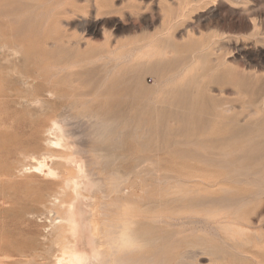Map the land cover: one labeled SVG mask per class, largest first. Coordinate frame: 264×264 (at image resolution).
Listing matches in <instances>:
<instances>
[{
	"label": "rangeland",
	"instance_id": "1",
	"mask_svg": "<svg viewBox=\"0 0 264 264\" xmlns=\"http://www.w3.org/2000/svg\"><path fill=\"white\" fill-rule=\"evenodd\" d=\"M0 14V264H52L51 255L63 239L57 237L61 224L55 217L62 216L60 205L72 198V188H65L62 176L22 169L35 165L32 156L43 152H72L44 143L54 119H66V128L74 132L67 140L78 149L83 146L85 168L103 180L105 188L81 191L96 216L115 215L117 199L130 201L135 214L133 256H150L155 264H264V180L234 176L236 171L245 173L242 168L264 152L254 150L264 136L249 135L244 127L264 117V56H255L250 48L264 51V0H0ZM126 43L136 49L131 61L122 58L127 47L121 45ZM191 76H200L195 88L202 90L207 113L199 122L186 123L185 108L174 105L172 95L162 98ZM26 78L33 85L23 84ZM53 165L64 176L66 171L75 175L62 160L55 159ZM167 171L188 178L199 195H165L157 179ZM209 175L219 184H202L200 179ZM216 202L225 205L223 219H232L238 209L243 236L226 233L207 214ZM97 235L103 241L113 236L101 230Z\"/></svg>",
	"mask_w": 264,
	"mask_h": 264
},
{
	"label": "bare ground",
	"instance_id": "2",
	"mask_svg": "<svg viewBox=\"0 0 264 264\" xmlns=\"http://www.w3.org/2000/svg\"><path fill=\"white\" fill-rule=\"evenodd\" d=\"M152 1V0H151ZM161 1V0H160ZM178 1V0H177ZM251 1V0H250ZM49 2V1H48ZM52 2V1H51ZM155 2V1H154ZM153 2V3H154ZM163 2V1H162ZM168 2V1H167ZM184 2V1H183ZM187 2V1H186ZM189 2V0H188ZM192 2V1H191ZM194 2V1H193ZM192 2V3H193ZM37 3V2H36ZM50 3V2H49ZM157 3V2H156ZM164 4L166 2H163ZM190 3V5L192 4ZM236 3V2H235ZM240 3V2H239ZM45 4H48V3H45ZM57 4V3H55ZM152 4V3H151ZM174 4V3H173ZM178 4V3H177ZM257 4V3H256ZM15 5V4H14ZM167 5V4H166ZM184 5H188V4H184ZM9 6V4L7 5ZM38 6V5H37ZM41 6V5H40ZM39 6V7H40ZM60 6V5H59ZM149 7V4L147 5ZM178 6V5H177ZM181 6V5H180ZM10 7V6H9ZM38 7V8H39ZM158 7V6H157ZM161 7V5H160ZM186 7V6H184ZM248 7V6H247ZM256 7V6H255ZM21 8V7H20ZM162 9L164 7H161ZM160 8V9H161ZM62 9V8H61ZM68 9V8H67ZM139 9V8H138ZM150 9V8H149ZM263 9V8H262ZM4 10V9H3ZM8 10V9H7ZM17 9H15L16 11ZM54 10V9H53ZM64 10V9H63ZM112 10V9H111ZM144 10V9H143ZM168 10V9H166ZM186 10V8L184 9ZM251 10V9H250ZM2 11V10H1ZM33 11V10H32ZM52 11V10H51ZM102 11H106V10H102ZM109 11V10H108ZM145 11V10H144ZM152 11V10H151ZM253 11V10H252ZM14 12V11H13ZM48 12V11H47ZM62 12V11H61ZM116 12V11H115ZM167 12V11H166ZM169 12V11H168ZM182 13V11H180ZM209 12V11H208ZM216 12V11H215ZM249 12V11H248ZM6 13V12H4ZM3 13V14H4ZM27 13V12H26ZM51 13V12H50ZM66 13V12H65ZM143 13V12H142ZM165 13V12H164ZM180 13V14H181ZM212 13V12H211ZM2 14V15H3ZM7 14V13H6ZM24 14V13H23ZM22 14V15H23ZM43 14V13H42ZM41 14V15H42ZM174 14V13H173ZM238 14V13H237ZM262 14V13H261ZM1 15V14H0ZM21 15V14H20ZM47 15V14H46ZM209 15V13H208ZM255 15V14H254ZM45 16V14L43 15ZM110 16V15H109ZM163 16H166V14H164ZM162 16V17H163ZM211 16V15H210ZM217 16V15H216ZM215 16V17H216ZM253 16V15H252ZM263 16V15H262ZM10 17V16H8ZM15 17V16H14ZM212 17V16H211ZM7 18V16H6ZM20 18V17H19ZM98 18V17H97ZM96 18V19H97ZM257 18H260L259 16ZM208 19V18H207ZM217 19V18H216ZM238 19V18H237ZM9 20V18H8ZM94 20V19H93ZM92 20V22H93ZM181 20V18H180ZM209 20V19H208ZM249 20V19H248ZM263 20V19H261ZM95 21V20H94ZM130 21V20H129ZM206 21V20H205ZM210 21V20H209ZM214 21V20H213ZM218 21V20H217ZM221 21V20H220ZM238 21V20H237ZM257 21V20H256ZM48 22V21H47ZM91 22V21H90ZM224 22V21H223ZM34 23H37L36 21ZM59 23V22H58ZM63 23V22H62ZM94 23V22H93ZM92 23V24H93ZM176 23H177V20H176ZM238 23V22H237ZM257 23V22H256ZM259 23V22H258ZM257 23V24H258ZM38 24V23H37ZM61 24V21L59 23V25ZM87 24V23H86ZM132 24V23H131ZM151 24V22L149 23ZM215 24V23H214ZM34 25V24H32ZM44 25V23H43ZM88 25V24H87ZM148 25V24H147ZM247 25V24H246ZM50 26V24L48 25ZM94 26V25H93ZM148 26H151V25H148ZM153 26V25H152ZM160 26V25H159ZM263 26V25H262ZM62 27H63V24H62ZM89 27V26H88ZM136 27V26H135ZM147 27V26H146ZM211 27V26H210ZM209 27V29H210ZM214 27V26H213ZM220 27V25H219ZM42 28V27H41ZM50 28V27H49ZM94 28V27H93ZM101 28V27H100ZM166 28V27H165ZM164 28V29H165ZM215 28V27H214ZM99 29V28H98ZM169 29V28H168ZM172 29V28H171ZM218 29V27H217ZM40 30V29H39ZM166 30V29H165ZM259 30V29H258ZM42 31V30H41ZM40 31V32H41ZM99 31V30H98ZM163 31V30H162ZM171 31V30H170ZM211 31V29H210ZM218 31V30H217ZM254 31V30H253ZM167 31H165L166 33ZM169 32V30H168ZM23 34H26V32H22ZM36 33V32H35ZM165 33L163 34L164 38H165ZM220 33V32H219ZM223 33V32H222ZM250 33V32H249ZM188 35V33H186ZM216 34V33H215ZM225 34V33H224ZM248 34V33H247ZM18 35V33H17ZM16 35V37H18ZM36 35V34H34ZM66 35V34H65ZM160 35V34H159ZM233 35V34H232ZM22 36V35H21ZM157 36V35H156ZM171 36V35H169ZM168 36V37H169ZM181 36V35H180ZM204 36V35H203ZM201 36V37H203ZM229 37V35H227ZM234 36V35H233ZM232 36V37H233ZM245 36V35H244ZM159 37V36H158ZM161 37V36H160ZM167 37V36H166ZM226 37V36H224ZM223 37V38H224ZM227 37V38H228ZM231 37V36H230ZM235 37V36H234ZM257 37V36H256ZM43 38V37H41ZM153 38V37H152ZM183 38V37H182ZM181 38V39H182ZM237 38V37H235ZM239 38V37H238ZM38 39V38H37ZM157 39V38H156ZM155 41H158L156 40ZM168 39V38H166ZM206 39V37H205ZM208 39V37H207ZM216 39V38H215ZM256 39V38H255ZM263 39V38H262ZM130 40V39H129ZM147 40V39H146ZM184 40V39H182ZM202 40V39H201ZM200 40V41H201ZM224 40V39H223ZM244 40V38H243ZM39 41V40H38ZM38 41L36 40L34 43H38ZM43 42V39L41 40ZM144 41V40H142ZM152 41V40H151ZM155 41H153L154 43H156ZM162 41H163V38H162ZM225 41L227 42V40L225 39ZM233 41V40H232ZM240 41V39H239ZM251 41V40H250ZM117 42V41H116ZM141 42V41H140ZM148 42V40H147ZM165 43H167L166 41H164ZM184 42V41H183ZM257 42V41H256ZM33 43V44H34ZM78 43V41H77ZM80 43V42H79ZM149 43V42H148ZM158 43V42H157ZM156 43V44H157ZM164 43V44H165ZM197 43V41L195 42ZM202 43V41H201ZM225 43V42H224ZM248 43V42H247ZM264 43V41H263ZM132 44V43H131ZM130 43H126L124 45H121L122 47H127V52L125 54H123L122 58H129L131 56V51H133L132 47L128 48V45H131ZM135 44H138L135 43ZM163 44V45H164ZM184 43H182L183 45ZM188 44V42H187ZM214 44V43H213ZM255 44V42H254ZM39 45V44H37ZM142 45H143V42H142ZM144 45H148L147 43L144 44ZM155 45V44H154ZM212 45V44H211ZM216 45V44H215ZM214 45V46H215ZM227 45V43H226ZM236 45V44H235ZM234 45V46H235ZM239 45V44H238ZM245 45V44H244ZM6 46V45H4ZM33 46V45H31ZM36 46V45H35ZM34 46V47H35ZM141 46V45H140ZM156 46V45H155ZM165 46V45H164ZM250 46V45H248ZM33 47V49H34ZM42 47V46H41ZM146 47V46H145ZM158 47H161V45H159ZM163 47V46H162ZM210 47V46H209ZM39 48V47H38ZM44 48V47H43ZM138 48V47H137ZM206 48V47H205ZM208 48V46H207ZM237 48V47H236ZM247 48V47H246ZM245 48V49H246ZM251 48V51L253 54H255V56L257 55H261V56H264V51H261L259 50V48L257 47H252L250 46ZM17 49V48H16ZM123 49V48H122ZM140 49V48H139ZM138 49V50H139ZM142 49V48H141ZM162 48H160L161 50ZM5 50V49H4ZM8 50V49H6ZM18 50V49H17ZM41 50V49H39ZM106 50V49H104ZM116 50V49H115ZM135 50L134 49V53H135ZM159 50V49H158ZM220 50V48H219ZM3 51V50H2ZM1 51V52H2ZM13 51V50H12ZM108 51V49H107ZM202 51V50H201ZM227 51V50H226ZM242 51V50H241ZM0 52V53H1ZM106 52V51H105ZM115 52V51H114ZM199 52V51H198ZM237 52V50H236ZM240 52V50L238 51ZM14 53V52H13ZM11 53V54H13ZM20 53V52H18ZM133 53V54H134ZM235 53V52H234ZM248 53V52H247ZM8 54V53H7ZM241 54V53H240ZM3 55V54H2ZM114 55V53H113ZM194 55V54H193ZM20 56V54H19ZM214 56V55H213ZM254 56V57H255ZM18 57V56H17ZM215 57V56H214ZM232 57V56H231ZM235 57V56H234ZM242 57V56H241ZM249 57V56H248ZM104 57H102L103 59ZM108 58V57H107ZM131 58L130 61H131ZM233 58V57H232ZM231 58V59H232ZM238 58V57H237ZM244 58V57H243ZM242 58V59H243ZM247 58V57H246ZM257 58V57H256ZM7 59V58H6ZM106 59V58H105ZM109 59V58H108ZM128 59V60H129ZM234 59V58H233ZM240 59V58H239ZM237 59V60H239ZM250 59V58H249ZM98 60H100V58H98ZM118 60V59H116ZM114 59V61H116ZM121 60V59H120ZM128 60H125L126 62ZM224 60V59H223ZM228 60V59H227ZM236 60V59H235ZM241 60V59H240ZM245 60V59H243ZM28 61V58H26L25 62ZM88 61V60H87ZM86 61V62H87ZM91 61V60H89ZM102 61V60H101ZM215 61V60H214ZM257 61V60H256ZM83 62V61H82ZM82 62H79L80 64ZM113 62V61H111ZM123 62V61H122ZM147 62V61H146ZM244 62V61H242ZM94 63V62H93ZM107 64V61L105 62ZM109 63V61H108ZM125 63V62H123ZM142 63V62H141ZM258 63V61H257ZM83 64V63H82ZM92 64V63H91ZM105 64V65H106ZM119 64V62L117 63V65ZM121 64V63H120ZM119 64V65H120ZM127 64H129L127 62ZM140 64V63H138ZM143 64V63H142ZM148 64V63H147ZM155 63H153L154 65ZM227 64V62L225 61V65ZM260 64V63H259ZM75 65V64H74ZM116 65V64H115ZM115 65H114V68H115ZM116 65V66H117ZM146 65V64H145ZM144 65V67H145ZM150 65V64H149ZM152 65V66H153ZM158 65H159V62H158ZM223 65V64H222ZM103 66V65H102ZM155 66V65H154ZM169 66V65H168ZM259 66H262V65H259ZM264 66V65H263ZM28 67V66H27ZM53 68H57L56 66H52ZM107 67V66H106ZM221 67V66H220ZM219 67V68H220ZM102 68V67H101ZM152 68V67H151ZM149 68V69H151ZM184 68V67H183ZM218 68V69H219ZM63 69V68H61ZM111 69V68H110ZM117 69V67L115 68ZM131 69V68H130ZM144 69V68H143ZM142 69V70H143ZM146 69V68H145ZM157 71V68H155ZM159 69V68H158ZM228 69V68H227ZM139 70V69H138ZM137 70V71H138ZM147 70V69H146ZM182 70V69H181ZM10 71V70H9ZM149 71V70H148ZM154 71V72H155ZM179 71V70H178ZM214 72H217V70H213ZM36 72V70H35ZM56 72V70H55ZM110 73V71H108ZM136 72V71H134ZM133 72V73H134ZM206 72V71H205ZM59 73V72H58ZM115 73V72H114ZM131 73V72H130ZM209 73V72H208ZM212 73V71H211ZM129 74V73H128ZM127 74V75H128ZM157 74V73H156ZM155 74V75H156ZM204 74V72H203ZM20 75V74H19ZM53 75V74H52ZM57 75V74H56ZM178 75V74H177ZM202 75V74H201ZM208 75V74H206ZM210 75V73H209ZM257 75V74H256ZM53 77V76H52ZM75 77V76H73ZM108 77V76H107ZM106 77V78H107ZM208 77V76H207ZM212 76L210 75V78ZM200 78L197 77V76H191L189 77L185 83H183L182 85L180 84V86L178 88H175L174 90L172 89H168L164 92V97L162 99H164L166 101V98L165 96H168V95H172V97L175 99L174 101V105L176 106H182L183 108H185L186 112H187V115H185V117L183 118V121L188 123V122H199L201 120V117L202 115L206 114L207 113V109L205 108V105L203 104L202 102V90L201 89H198V88H195L196 87V82L198 81V79ZM24 79V78H22ZM26 78L25 81H22L23 84H27V87H28V84H31L33 85V82H29L30 80ZM105 79V78H104ZM174 79V78H173ZM203 79V78H202ZM207 80H209L208 78H205ZM108 80V79H107ZM125 80V79H124ZM21 81V80H19ZM104 81V80H103ZM113 81V80H112ZM123 81V80H121ZM164 81V80H163ZM163 81H162V84H163ZM166 82H168L169 80L168 79H165ZM200 82V81H199ZM205 82V81H204ZM208 82V81H206ZM102 83V82H101ZM100 83V85H101ZM106 83V81H105ZM157 83V82H156ZM202 83V82H201ZM21 84V83H20ZM161 83H159L160 85ZM205 84V83H204ZM203 84V85H204ZM16 85V84H15ZM210 85V83H209ZM214 85V84H213ZM234 85V84H233ZM113 86V85H112ZM116 86V85H115ZM217 86V85H216ZM81 87H83L81 85ZM103 87H104V84H103ZM154 87V86H153ZM159 87V86H158ZM204 87V86H203ZM202 87V88H203ZM228 87V86H226ZM225 87V88H226ZM207 88V87H205ZM214 88V87H213ZM154 89V88H153ZM157 89V88H156ZM229 89V88H228ZM96 90V89H95ZM163 91V89H161ZM160 90V91H161ZM204 90V89H203ZM226 90V89H225ZM101 91V90H100ZM156 91V90H155ZM159 91V90H157ZM228 92V90H226ZM223 92V91H222ZM226 92V93H227ZM49 94H51V96L55 97L54 96V93L52 91H49L48 92ZM153 93V92H152ZM156 93V92H155ZM206 93V92H205ZM208 93V92H207ZM46 95V94H45ZM97 95V94H95ZM99 95V94H98ZM154 95V93L152 94ZM204 95V94H203ZM217 95V94H216ZM229 95V94H228ZM244 95V94H243ZM189 96H192L190 99H189ZM220 96V95H219ZM223 96V95H222ZM225 96V95H224ZM223 96V97H224ZM170 97V98H172ZM46 98V97H45ZM64 98V97H63ZM95 98V97H94ZM100 98V97H99ZM149 98V97H148ZM147 98V99H148ZM151 98V97H150ZM187 98V99H186ZM214 98V97H213ZM219 98V97H218ZM222 98V97H221ZM264 98V97H263ZM21 99V98H20ZM40 99V98H38ZM55 99V98H54ZM93 99V98H91ZM145 99V100H147ZM153 99V98H152ZM169 99V96L167 98V100ZM182 99V100H181ZM216 99V98H214ZM24 100V99H23ZM22 100V101H23ZM36 100V99H35ZM171 100V99H170ZM38 101V100H37ZM164 101V102H165ZM183 101V102H181ZM260 101V100H259ZM32 102V101H31ZM95 102V101H94ZM146 102V101H145ZM35 103V102H34ZM87 103V102H86ZM85 103V104H86ZM152 103V102H151ZM261 103V101H260ZM259 104V102H258ZM264 104V102H263ZM33 105V104H32ZM70 105V104H69ZM154 105V104H153ZM157 105V104H156ZM166 105V103H165ZM184 105V106H183ZM260 106H262L261 104H259ZM169 106V104H168ZM140 107V105H139ZM166 107V106H164ZM170 107V106H169ZM264 107V106H263ZM157 108V106H156ZM162 108V107H161ZM167 108V107H166ZM242 108V107H241ZM63 109V108H62ZM80 109V108H79ZM231 109V108H230ZM230 109H227L230 111ZM233 109V108H232ZM260 108H257L256 110H258ZM262 109V108H261ZM156 110V109H155ZM242 110V109H241ZM63 111V110H62ZM259 112V110H258ZM63 113V112H61ZM237 113V112H236ZM235 113V114H236ZM262 113V112H261ZM260 113V114H261ZM238 114V113H237ZM60 115V114H59ZM62 115V114H61ZM239 115V114H238ZM236 116V115H235ZM241 116V115H240ZM58 117V116H57ZM64 117H67V116H64ZM63 117V118H64ZM213 117V116H212ZM69 118V117H68ZM209 118V117H208ZM217 117L214 116L213 119H216ZM237 118V117H235ZM157 119V117H156ZM197 119V120H195ZM231 119V118H230ZM234 119V118H233ZM66 120V119H65ZM65 120H51V125L46 129L47 131V134L49 135L48 138H46V140L44 141V143L48 146H52V147H56V148H59L62 150H65V151H68V150H72V152L68 155H63V156H56V155H52V154H49V153H45L40 156V157H35V156H32L31 159H35L36 160V164L35 165H32V167H28V165H25L23 166V170L24 171H30V170H34V171H39V172H42L44 173L47 177H55V178H59V177H64L63 178V182H64V186H66L65 188H72V191H73V196L70 200L68 201H64L62 202V204L60 205L62 208H63V214L62 216H59V217H55L58 221L59 224H61V226L57 229V237H63V239L60 241H57L56 242H60V244H58L57 246L59 247L57 249V252L56 253H53L51 256H53V261H52V264H139L140 261H142L143 259V262L144 264H155L154 262H151L152 260V257L150 256H142V255H136V256H133L132 253L135 249V246H132V244L134 243V240L135 237H132V234H133V229H132V225L135 223V214L133 212V207L130 203V201L128 199H125L123 202L121 199H117V201H115L116 203L114 204V207H115V215L113 216H109V214H106V213H103V215L100 217H97L96 216V213H95V210L94 209V206L93 204L91 205L89 202H85L83 200V197H86L84 196L82 193L85 192L86 189H89L91 187L92 190L96 187V189H98L99 186L104 187L101 185V183L103 182H100V180H102L100 178H97L96 177H93V172L90 170V169H86L85 167L87 166V162L86 160H84V157L82 155V151H81V147L83 146H80V149H78L79 147L78 146H74L73 145V142H69V139L67 140V138L73 136L70 132H72L71 130H68L66 128V124L64 123ZM68 120V119H67ZM74 119L72 118V121ZM100 120V119H99ZM195 120V121H194ZM209 120V119H208ZM207 120V121H208ZM212 120V119H211ZM129 121V120H128ZM71 122V121H69ZM202 122V121H201ZM215 122V121H213ZM239 122V121H238ZM245 122V121H243ZM200 124V123H199ZM84 125V124H83ZM214 125V124H213ZM234 125V124H233ZM236 125V124H235ZM241 125V124H240ZM81 126V125H80ZM207 126V125H206ZM76 127V126H75ZM198 127V126H197ZM210 127V126H209ZM208 127V128H209ZM246 127V133H248L249 135L251 133H253V135L257 136V135H260V136H264V117L259 120V121H256L255 123H249L247 126H244ZM195 125L192 124V127L191 129H195ZM205 129V126L202 127V129ZM213 128V127H212ZM71 129V128H70ZM80 129V128H79ZM104 129V128H103ZM223 129V128H222ZM244 129V130H245ZM78 130V129H77ZM85 130V128H84ZM69 131V132H68ZM83 132V131H82ZM81 132V133H82ZM46 133V132H45ZM74 133V132H72ZM71 134V135H70ZM185 134V133H184ZM191 134V133H190ZM189 134V135H190ZM199 134V133H198ZM82 135V134H81ZM189 135H187L189 137ZM84 136V135H83ZM193 136V135H192ZM217 136V134H216ZM195 138V137H194ZM250 138V137H249ZM252 138V137H251ZM257 138V137H255ZM82 140V139H81ZM85 140V139H84ZM250 140V139H249ZM82 143V142H81ZM83 145V144H82ZM117 148V147H116ZM264 150V139H260V141L257 143V146L254 150ZM116 150V149H115ZM69 152V151H68ZM85 152V150H84ZM83 152V153H84ZM64 153V152H63ZM87 153V152H86ZM224 154V153H223ZM85 155V154H84ZM245 155V154H244ZM225 156V155H224ZM229 156V155H228ZM239 156V155H237ZM25 157V156H24ZM249 158V157H248ZM258 158V157H257ZM55 159H59V160H62L64 161V163L68 166H70L74 171H75V175H69L68 176V172L66 171V175L67 176H64V174H61V172L56 168L54 167V160ZM86 159H89V158H86ZM91 160V159H90ZM247 161V160H246ZM250 162V161H249ZM91 163V162H90ZM209 163V162H208ZM212 163V162H211ZM93 164V162L91 163ZM254 164V165H253ZM252 165H248V166H245L244 169L245 170V173H239L236 171V175L234 176H237L238 175H242V174H251L255 177H257L259 180H264V152H262L260 154V157L254 161ZM153 165V164H152ZM166 167V166H165ZM186 168H188L187 166H185ZM32 168V169H31ZM190 168V169H189ZM188 169L186 170H192V171H196L192 169V167H189ZM66 169V168H64ZM143 169V168H142ZM180 169V168H179ZM179 169L177 172H179ZM185 170V169H184ZM183 170V171H184ZM185 170V171H186ZM22 171V170H21ZM133 171V170H132ZM181 171V170H180ZM198 171H201V170H198ZM23 172V171H22ZM234 172V171H233ZM21 173V172H20ZM159 173V172H158ZM162 173V172H161ZM200 173V172H199ZM201 173H204L201 172ZM206 173V171H205ZM157 174V173H156ZM184 174V173H183ZM182 174V175H183ZM210 174V173H209ZM222 174V173H221ZM95 176V175H94ZM189 176V175H187ZM223 175H221L222 177ZM190 177V176H189ZM207 177V176H206ZM116 178V177H115ZM192 178V176H191ZM190 178V179H191ZM205 178V177H204ZM213 176L212 175H209L206 180H201V183L202 184H205L206 186L208 187H213L217 184H219L218 181H215L214 179H212ZM227 177H225L223 180H226ZM249 178V177H248ZM62 179V178H61ZM188 178H182L181 177V174L180 175H177V174H173L172 172H164L162 175L159 176V178L157 179L158 182L160 184H163L164 185V188H163V191H164V194L165 195H168V194H172L175 193H182L184 195V197H188L189 195L190 196H196V195H199V191L198 190H195V189H192L193 185L190 184V180H186ZM194 180V178H192ZM126 180V179H125ZM239 181V179H237ZM235 180V181H237ZM103 181V180H102ZM237 181V182H238ZM198 182V181H197ZM192 183V182H191ZM120 184V183H119ZM159 184V185H160ZM193 184H195L193 182ZM225 184V183H224ZM118 185V184H117ZM63 186V188H64ZM115 187V184L113 185ZM122 186H120V189L122 190L121 188ZM221 187V186H220ZM70 188V189H71ZM105 188V187H104ZM103 188V189H104ZM116 188V187H115ZM199 188V187H198ZM61 189V188H60ZM100 189V188H99ZM114 189V188H113ZM117 189L120 190L117 186ZM120 190V191H121ZM126 190V189H125ZM173 190V191H172ZM66 191H68L66 189ZM83 191V192H81ZM91 192V190H89ZM117 191V190H116ZM137 191V190H136ZM148 190L145 189L144 192H147ZM204 191V190H203ZM225 191V190H223ZM227 191V190H226ZM70 192V190H69ZM97 193V190L95 191ZM94 191L92 193H95ZM99 192V191H98ZM105 192V191H104ZM104 192L102 194H104ZM107 192V190H106ZM128 192V191H127ZM86 193V192H85ZM90 193V194H92ZM117 193V192H116ZM226 193V192H225ZM251 193V192H250ZM57 194V193H56ZM62 194V193H61ZM126 194V193H125ZM211 194V193H210ZM255 195V194H254ZM257 195V194H256ZM260 195V194H258ZM57 197V196H56ZM61 197V196H60ZM65 197V196H64ZM63 197V198H64ZM89 197V196H88ZM92 197H93V194H92ZM254 197V196H253ZM257 197V196H256ZM102 198H107V197H104L102 195ZM249 198V196H248ZM55 199V198H54ZM60 199V198H59ZM89 199V198H87ZM174 199V198H173ZM184 199V198H183ZM258 199V198H256ZM91 201V200H90ZM175 201V200H174ZM181 201V200H180ZM92 202V201H91ZM226 201H224L225 203ZM96 203V202H95ZM251 202H249L250 204ZM54 206V205H53ZM93 206V207H92ZM204 206V205H203ZM232 206V205H231ZM99 207V206H98ZM106 207V206H105ZM190 208L192 207L191 205L189 206ZM198 207V206H197ZM230 207V205H229ZM61 208V209H62ZM204 208V207H203ZM223 208H225V205H223V203L221 204H217L214 203L212 205L211 208H209L206 212L208 215H210L211 217L214 218V220L216 221V223L219 225H217L218 227L222 226L223 230L226 232V233H237L239 234L240 236H243V232H242V229L238 227V225L241 223V220H240V223L238 224L237 220H238V216H237V212H238V209H236V211H234L232 213V219L230 220H227V219H223V216H222V211H223ZM100 209V208H99ZM227 209V207H226ZM241 209V208H240ZM99 213V212H98ZM182 213V212H180ZM184 214V213H182ZM186 214V213H185ZM101 215V214H100ZM187 215V214H186ZM192 217V216H191ZM172 219V218H171ZM162 221H164L163 219H161ZM160 220V222H161ZM169 220V219H168ZM178 221V220H177ZM198 221V220H197ZM204 221V220H203ZM207 221V220H206ZM52 222V221H51ZM158 222V220L156 221ZM165 222V221H164ZM186 222V221H185ZM190 222V221H189ZM54 223V222H53ZM183 223V222H182ZM181 223V224H182ZM190 223H193V221H191ZM100 224L102 225V227L104 229H101L100 227ZM179 224V223H178ZM184 224V223H183ZM188 224V223H186ZM53 225V224H52ZM170 225V224H169ZM206 225V224H205ZM213 225V223L211 224ZM245 225V224H244ZM57 226V225H55ZM185 226V224H184ZM193 225H189V227H191ZM212 227V226H211ZM214 227V225H213ZM212 227V228H213ZM215 228V227H214ZM236 228V229H234ZM188 229V227L186 228ZM195 229V228H194ZM204 229V228H203ZM101 230V233L102 235L103 234H113L112 238H108L106 240H102L100 236H98V232ZM189 230V229H188ZM215 230V229H214ZM217 230V229H216ZM215 230V232H216ZM182 231V230H181ZM194 231V230H193ZM247 230H245L244 232H246ZM184 232V231H183ZM217 233V232H216ZM115 234V235H114ZM176 234V233H175ZM178 234V233H177ZM101 235V236H102ZM218 235V234H217ZM107 236V235H106ZM117 236L119 238H117ZM173 236V235H172ZM219 236V235H218ZM232 237V236H230ZM147 239V238H146ZM149 239V238H148ZM151 239V238H150ZM54 241V240H53ZM147 241V240H146ZM149 241V240H148ZM154 241V240H153ZM55 242V243H56ZM53 243V242H52ZM54 243V244H55ZM108 244L109 247L108 248H104L103 245L104 244ZM53 244V245H54ZM226 244V243H225ZM56 245V244H55ZM53 247V246H52ZM106 247V246H105ZM183 248V247H182ZM197 251V250H196ZM234 251V250H233ZM51 252V251H50ZM191 253V252H190ZM194 253V252H193ZM48 254V253H47ZM183 255V254H182ZM186 254H184V258L186 259ZM196 255V254H195ZM40 257V256H39ZM52 258V257H51ZM160 260V259H159ZM178 260V259H177ZM184 260V259H183ZM148 262V263H147ZM160 263V262H158ZM140 264H143V263H140ZM178 264V262H177Z\"/></svg>",
	"mask_w": 264,
	"mask_h": 264
}]
</instances>
